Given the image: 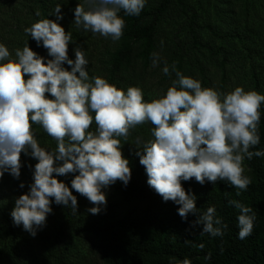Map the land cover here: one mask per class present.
Segmentation results:
<instances>
[{
  "label": "clouds",
  "instance_id": "obj_1",
  "mask_svg": "<svg viewBox=\"0 0 264 264\" xmlns=\"http://www.w3.org/2000/svg\"><path fill=\"white\" fill-rule=\"evenodd\" d=\"M146 4L147 0H84L73 10L72 24L119 41L125 28L121 11L139 16ZM49 16L55 19H39L25 28L37 46L47 50L48 58L28 41L14 56L0 43V178L8 173L19 180L24 166L21 153L36 161L28 165L32 173L28 191L15 198L13 223L35 237L46 225L53 203L78 214L73 190L93 205L88 209L91 214H99L107 205L104 190L117 181L127 186L131 180L129 160L122 152L130 130L150 123L151 138L131 142L149 187L164 202L178 205L183 220L189 214L196 216L193 227L202 226L201 235L223 237L228 225L216 207L201 212L197 196L186 191L182 182L193 178L201 185L226 182L238 189L237 196L247 190L252 181L245 175V158L264 157V150H250L260 144L264 94L242 86L221 93L164 61L162 72H175L176 80L146 101L138 86L124 90L106 78L90 76L81 46L73 49L74 59L69 57V44L74 41L60 23L61 4ZM160 63L161 57L154 53L152 67ZM93 123L94 131L90 130ZM33 125L56 141L54 149L40 145ZM69 174L73 176L70 186L59 179ZM228 204L238 210V238L245 240L253 232L256 213L236 199ZM180 264L191 262L186 258Z\"/></svg>",
  "mask_w": 264,
  "mask_h": 264
},
{
  "label": "trees",
  "instance_id": "obj_2",
  "mask_svg": "<svg viewBox=\"0 0 264 264\" xmlns=\"http://www.w3.org/2000/svg\"><path fill=\"white\" fill-rule=\"evenodd\" d=\"M79 2L84 0H0V43L14 56L28 41L34 51L48 58L47 50L38 47L25 28L39 19H55L49 13L61 4L60 23L66 32L71 31L74 41L69 44V57L74 59L73 49L81 46L89 60V75L106 78L118 88L142 87L153 54L166 39L167 64H175L186 76L198 74L202 85L208 83L212 66L225 77L226 69L239 60L249 65L253 88L264 87V29L256 31L247 22L258 19L261 24L264 0H241L243 25L227 24L225 18L232 12L224 8L225 0H147L139 16H125L121 11L125 28L115 42L72 24ZM65 67L70 70L67 64ZM164 76L169 78V86L176 80L175 72ZM260 112V144L252 151L264 150V104ZM95 127L93 123L90 130ZM152 127L146 123L130 130L122 152L129 160L131 180L127 186L117 181L104 190L107 205L99 214H91L88 209L93 205L73 190L78 214L53 203L46 225L35 237L16 226L10 215L15 198L27 192L32 182L28 165L36 163L21 153L24 166L19 180L8 173L0 178V264H180L186 258L191 264H264V157L245 158V175L252 182L239 196L238 189L226 182L201 185L194 178L182 182L186 191L197 196L201 212L214 205L228 225L223 237L201 235L202 226L193 227L196 216L189 214L187 221L183 220L178 215L179 206L164 202L147 183L131 142L138 137L150 139ZM33 129L42 147H56V141L42 127L33 125ZM72 178V174L59 177L69 186ZM21 182L24 188L19 187ZM230 199L243 202L256 213L253 232L245 240L238 238V210L229 206Z\"/></svg>",
  "mask_w": 264,
  "mask_h": 264
},
{
  "label": "rangeland",
  "instance_id": "obj_3",
  "mask_svg": "<svg viewBox=\"0 0 264 264\" xmlns=\"http://www.w3.org/2000/svg\"><path fill=\"white\" fill-rule=\"evenodd\" d=\"M225 2L226 4L223 5L224 8L232 12L230 13L231 16L225 18L227 24L230 25L232 23H235L238 25H243L245 23V20L242 17L243 15H240L241 0H225ZM262 18L263 21H261V24H258V19L252 22L249 18L247 22L249 25H252L251 27L254 28L256 31L263 30L264 15L262 16ZM167 33L170 35L169 32ZM168 44V39L161 40L159 43L156 54L161 57L160 66L154 68L152 67V62L148 66V70L145 74V79L141 87L146 101H149L151 97L156 96L162 91H166L169 87V78H166L164 76V73L162 72V68L164 67V61H166L168 58V52H166V47ZM225 72L226 75L225 77H223L219 68L217 66H212L208 74V83L202 86L206 88H213L221 93H228L234 90V88L237 86H242L245 88V90H255L250 80L249 65L247 63L238 60L236 64L232 66V68L228 67ZM192 78L197 79L201 82V78L198 74H196ZM262 78L264 79V74L262 75ZM255 91L264 94V87L262 90Z\"/></svg>",
  "mask_w": 264,
  "mask_h": 264
}]
</instances>
